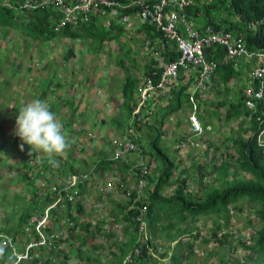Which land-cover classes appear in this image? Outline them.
<instances>
[{"label":"rangeland","instance_id":"374dc122","mask_svg":"<svg viewBox=\"0 0 264 264\" xmlns=\"http://www.w3.org/2000/svg\"><path fill=\"white\" fill-rule=\"evenodd\" d=\"M103 23L104 19H102L101 23L99 22L98 24L100 30L105 29V27L101 26ZM137 26L138 23L136 22L135 27L137 28ZM128 31L129 32L126 38L130 42H127L125 36L121 34L114 41L111 40L109 44L108 41L102 43L100 49L94 48L93 43L90 46L89 42L91 41L89 39H74L72 41H66L61 38H54L50 40L46 46L40 45L39 49L35 51V53L31 45L23 44L24 51L21 50L19 52L20 58L18 60H15L14 58L16 48V43L13 39L14 36H8L9 38H11V40H7V44H4L5 41L0 38V90L2 92V95L7 94L11 97L13 96V98H17L14 100V102H16V105L20 108L24 104L34 99H47L50 103H52H49L51 109H57L62 106V102L56 99L57 97L54 95V93L71 91L73 95L71 103H73V106L71 105V110H69V113H71V119H74V114H76V119L74 120V125H72L71 127H64V131L71 141V147L67 150V152H70L71 156H68L67 158L74 159L73 161L79 160L76 163L79 165L80 169L83 168L82 165H86L87 162H90L92 157L98 158L101 155H96V152L99 149V145L97 144V142L100 143V141L102 140H100L99 138H94V140L93 138L88 139L83 133H81V137L77 136V134L75 133L78 129L77 127L83 128L85 126L88 131L95 132L96 134H101L107 131L110 132L109 136L110 134L113 136L115 135L116 131L118 132L119 129H125L128 125L131 111L130 109H122V107L119 106V103L121 101L119 87L123 83L126 74L134 75L136 77L142 74L144 69L143 65L148 59L147 54L140 55V53L142 52V45H140V39H136L134 36V33H136V31H134V29H130ZM132 32L134 33L132 34ZM129 35L132 36L130 37V39L128 37ZM128 47H130L131 49ZM68 49L72 50L73 55L64 60L63 55ZM49 50H51L52 52H50ZM130 50H134V53L131 54ZM39 51H42V53L40 54L41 60L38 61L39 65L34 68V74H28L25 71L29 63L28 61H32L38 58L39 56H37L36 54ZM119 57H122L124 63V66L122 67L118 64ZM50 59H52V61L48 62L47 64L45 63L46 65L41 64V62H43L44 60L47 61ZM252 64L253 63H249V65ZM51 75L59 79L61 83L60 87H55L57 79H51ZM243 75L244 74L241 75L243 79L240 80L242 86L246 84V77L245 75ZM1 78H5L7 80V84L2 83L3 80ZM231 82L233 83H228L230 87L228 86L227 93L222 92V85H220L218 88H215L214 91L219 90L220 96L224 95V97H227L230 100H233V98L236 99L238 95V89L241 84H239L238 80H232ZM2 84L6 85L5 87H2L3 89L1 88ZM36 85L41 91L46 90V93L40 95L38 91L37 95H33L35 94V89L33 87H35ZM96 90L100 91V93L95 97H91V94L95 93ZM79 92L84 93V95H82L80 98ZM103 97L105 99H102ZM78 99L79 101H77ZM185 102L186 98L184 96H181L179 109L172 112L171 114L167 113V116L161 126L162 136L160 140V148L175 163V168L170 177V180H174L176 177H178V179L184 177L186 180V190L199 195L201 194V186L210 184L211 180L213 179L214 170L211 168V164L213 163L211 159L215 160V163H218L216 159L219 160L221 158L219 156L221 152H232L231 145H229L231 144V141L228 139V134L232 137L234 136L232 135L233 132L231 131L237 127V122L239 119L236 120L235 118H230L227 121L224 117H218V121L215 120L213 122L214 124L210 126V120H214V117L209 115V113L204 112L203 110L199 111V113L201 112L202 115L205 116V124L209 128L204 129L202 138L208 139L210 146H212L213 148L212 151H209L207 154H203L198 150L176 152V150L172 149L173 138L175 134H178L179 136L181 130L187 129L186 124H183V119L185 118L186 111ZM170 103L174 105V100H171ZM69 104L70 103L65 106V110L68 109V107L70 106ZM228 105L229 103L227 102V108ZM226 107H224V109ZM159 110L164 111L165 108H161ZM0 111V119H3L0 121L4 125L0 130V138L3 139V142L0 145V163L8 162L10 167L11 164L15 162V160H13L12 158H18L19 160L23 161L26 157L27 160L29 156H34L36 151L33 149V152H31V154L25 156V153L30 150L29 146L27 144H24L23 150H21L20 145L23 142L18 136L15 135V127H11L5 124V122L9 119L8 116L12 115L13 111H11V109L9 108L5 110L2 106L0 108ZM218 111L222 113L223 108L221 107L220 109H218ZM214 114L219 116L216 111L214 112ZM59 116L61 115L58 114L57 118ZM178 117H180V119H178ZM102 121H105L104 124H102ZM200 121L201 123H203L202 120ZM180 122L181 124H179ZM116 123L119 126H117ZM234 125L236 127H234ZM141 130L142 131L139 134V143L143 154L146 156V159H148V166L150 169L149 174H152V177L154 179V177L157 175L158 169L160 168L159 166H161V163L158 161V159L153 158V156L151 157V155L148 153L150 152L154 155V151L151 150L148 141L151 135L155 133L156 128L153 126L149 128L151 135H147L144 129ZM143 133L145 137L143 136ZM241 134L243 137L247 135L243 132ZM205 136L208 138H206ZM140 137H143L144 139ZM101 144L102 143H100V145ZM100 152H102V150H100ZM42 154L43 153L40 152L37 155L40 156ZM211 154H217V157H213L211 156ZM85 156H87V159H85ZM6 158H9V160ZM231 161H233V159H231ZM79 162H81L82 164H80ZM198 163L202 164L206 169V171L200 178L198 177L200 173V170L197 169ZM5 168L6 164H0L1 173H3V170H5ZM183 170L184 173H182ZM1 173L0 178L3 177V174ZM102 176L103 175H101V177ZM237 176L241 178L250 177L249 174L242 172H238ZM10 181L13 182L14 185ZM127 181L128 183H132L133 178H128ZM5 182L6 181L3 180L0 185L2 184V186H7L8 190H6L5 193V195H7V199H10L12 197L13 192L19 193L24 197L28 196L27 191L24 189V187H22L21 181L15 175H11L7 179V182ZM34 182L37 183L38 181L35 180ZM198 182H200V185L198 184ZM149 183L152 184V182ZM151 186L152 185L148 184V189H151ZM173 188L174 184L166 186L161 191V195L170 196L172 194ZM19 194H16L17 197H21ZM119 198L120 197H117V199L99 198V201L101 203L110 206V218H112V220L109 221L108 224L104 223L105 217L104 219L100 218V214L93 216V212L91 211V209H89V206L91 204L87 202V200H83V211L87 207L88 209L83 212V215L79 217V220L87 222L92 220L95 225H105L102 231L103 236L97 234L96 236L87 239L89 241H93V243H88L87 245L90 251H82L84 255L83 261H81V259L76 256L75 258L73 257L74 253H76L73 250L75 248L71 249L70 251H66L67 253L63 252L64 254L62 255L66 256L65 264H111V262L115 261V254H118V250L114 245V240H123L125 238V236L123 235L122 237L120 233V229L123 225V222L120 219V211L115 212V214L112 213V210H117V208L115 207V203H122V199ZM89 199H93V202L95 201V198L93 196H90L88 200ZM227 208L230 217L228 218L226 223H223V219L220 216L218 218H215L216 220L211 216H206L198 217L193 221H190L189 217H187L186 220L178 221L173 216L167 217L166 212H162L159 218V224L156 225L157 229L153 234V238L154 241H156L159 245L162 244V246H164V248L162 249H164V251H166L167 253L166 257H164L166 263H170L168 256L174 251L178 255L182 254L183 256H186L185 259H183V256L181 257V259L184 260L181 264H222L225 259H229V262L232 264H240L243 256L247 254V250L240 247L239 242L237 243L236 241L242 240L245 236V232L250 234V236L254 235V231L259 226V222L256 216L253 214L254 206L252 204H249L244 198L235 202L233 206H231V204L228 205ZM238 208H240V210H238ZM12 209L14 210L13 207ZM172 210H175L174 206H172ZM74 211H76V209H74ZM17 213L18 207L16 208V211H14L13 215ZM9 219L10 222L14 223V216ZM247 219L249 221H247ZM167 221L172 222L173 226L167 227ZM55 224L56 222L53 221L52 227ZM89 224L91 225V223ZM49 225L51 226L50 222ZM117 225H119L120 228L117 227ZM161 226H163V230L159 231L158 228ZM177 227H189L192 230L191 234L198 232L199 236L195 239H192L190 234H186L178 239V237L176 236ZM57 229L64 235H67L69 233V229L65 228V224L59 225ZM225 229H228L233 234L232 237L235 238L229 240V242L224 243L223 245H219L215 237L219 238L220 232ZM237 231H239L240 233H237ZM167 232L172 234L175 239L179 240L180 244L175 250L173 248V242H170L166 237ZM211 232H213L212 236L210 235ZM70 233L72 234L74 232ZM156 235H158V237ZM17 237V242L22 245L24 236L17 235ZM186 241H192L193 243V249L190 252L184 245ZM73 244L76 245L74 241ZM93 244L94 246L98 245V247H92ZM65 248L67 249V246H65ZM211 252H213L212 255L210 254ZM85 256H88V259ZM53 264L56 263L54 262ZM259 264H264V262H261Z\"/></svg>","mask_w":264,"mask_h":264},{"label":"trees","instance_id":"16d2710c","mask_svg":"<svg viewBox=\"0 0 264 264\" xmlns=\"http://www.w3.org/2000/svg\"><path fill=\"white\" fill-rule=\"evenodd\" d=\"M22 1L23 0H8V7L0 6V38L5 41L4 44H7L6 41L11 40V38H9L8 36H14L13 39L16 43L14 56L15 60H18L20 58L19 52L21 50L24 51L23 44H31V46L33 45V51L35 53V51L39 49L40 45L46 46L47 43L54 38H61L66 41H72L74 39H89L91 41L90 46L93 43L94 48L100 49L102 43L109 41V39L112 40L118 38L123 32L121 25L113 23L112 19L109 20L107 28H105L104 30H100L99 26H94V24L92 23V20L96 15L89 16L88 20L84 23H81L80 26L72 27L70 25H66L59 32H54L52 30V26L55 23L54 20H56L58 17V12L52 6V4L47 3L45 5H42L41 7L32 9L30 7L21 6ZM68 1L69 0H63V2ZM118 1L127 3L129 0ZM185 10L186 14L192 19L193 26L196 29L201 30L203 26L209 25L214 28H224L232 32V34L234 35L240 33L243 43L248 50L264 51V25H259V27H257L253 32L246 29L250 22H254L264 16V0H192V4L187 6ZM133 13L134 9H124L119 12V15L129 14L130 16H132ZM130 29H134V31H136V33L132 32V34L134 33L136 39H140V45H142L141 48L144 47L146 43H149L152 38L161 36L157 31H154L153 26L149 23H141L137 28L132 25V27L128 30ZM128 30L127 34L129 32ZM11 32L14 34H12ZM131 35L128 36L129 39L130 37H132ZM165 49L166 48L162 44V55L163 57L167 56L165 60H167V58H175L176 54L170 52V50L169 52H165ZM41 53L42 51H39L36 55L40 56ZM222 53L223 50L220 46H214L211 50L206 52V57H211L218 61V65L215 69V74L219 78L221 85L227 88L225 85L230 79L234 78L235 80H239V77L242 74H244L246 79L249 81L250 77L248 76V74L251 71V66L256 63V59L251 58L247 61L243 60L240 57L234 58L233 60L227 61L223 64L220 63ZM72 55V50L68 49L63 55V59L65 60ZM118 59V64H122L121 59ZM51 61L52 60H47V63ZM28 62V66L25 71L28 74H34V68H36L37 66H35L34 63H31V61ZM234 62H236L237 66H234ZM249 63L253 64L249 65ZM52 78L57 79L55 87H60L61 83L59 79L53 76ZM1 79L3 80L2 83L7 84V80L5 78ZM250 81L252 82L254 87L260 84L262 85V97L261 99H258L256 101V106H254L255 109L252 112V109L254 107L252 109H249L245 106V97L243 92L245 86L241 85L239 87L238 95L235 99V104L229 103L228 108L224 113L225 120H229L230 118L242 117L237 128L238 131L235 133L233 138L231 137V144L229 145H231L232 152H221V154L219 155L221 158L219 160L216 159L218 163H215V160L211 159V161L213 162L211 164V168L214 170L213 179L211 180L210 184L201 186V194L199 195L186 190V180L184 177L179 179L178 177H176L174 180H170V177L175 168V163L160 148V128L163 124V118L167 116V113L174 112L178 109L183 87H180L173 93L171 100H174V105L170 103V100L167 105L161 106V108H165L164 111L156 110L151 114L152 117L148 114V117L151 118L154 122V124L151 126L156 128L155 133L149 138V146L151 150L154 151L155 156L153 155V153L149 152V154L151 155V157L153 156V158H157L161 163V166H159L160 168L158 169L157 175L154 177V179L152 176L148 177V181H151L153 184L151 186V189L147 192L148 204L145 215L147 220V229L152 237L154 236L153 234L157 229L156 225L159 224V218L162 212H166L167 217L173 216L178 221L186 220L187 217L190 218V221H193L198 217L211 216L213 219H215L220 216L223 219V223H226L228 218L230 217L227 206L230 204L231 206H233L235 202L244 198L249 204H252L254 206L253 214L258 220L259 226L254 231V235L250 236V234L245 232L244 238L242 240L236 241L237 243L239 242L240 247L247 250V254L243 256L240 264H259L261 262H264V157L261 156L260 150L255 143V137L257 133L261 130L262 126H264V75L260 82L252 79H250ZM135 85L136 79H134L133 76L126 74L125 79L119 89L121 97L120 106L122 107V109H130L129 104L132 100L133 89ZM3 86L5 87L6 85L2 84L1 88ZM33 88L35 89V94L33 95H37L38 87L35 86ZM39 92L40 95H43L46 93V90H39ZM12 98L13 96L11 97L7 94L2 95V92L0 90V106L7 105V107L10 108L11 111L16 112L17 114L20 107L16 105V102H14V100L17 98L14 97L13 100ZM220 102L221 100L217 101V108L219 107V105H223H221ZM62 105H65V103H63ZM64 108L65 107L62 106L61 109L65 110ZM4 109L6 110V108ZM51 110H53V108ZM69 110H71V106H69L65 111L69 113ZM0 120L3 119L1 118ZM5 124L13 127L15 125L14 117L12 118V120H7ZM3 126L4 125L0 121V130L1 128H3ZM150 127L148 126V128ZM248 131L249 133H246ZM242 132L247 135L245 137L241 136ZM204 153L207 154L208 150H205ZM67 155H69V152L67 153ZM211 156L217 157V154ZM231 159H233V161H231ZM62 161L63 163H66V159H62ZM118 163L119 162L109 161L107 165L110 167L109 169H111V165L115 164L116 167L120 170L122 163ZM11 169L15 170V173L16 171H18L16 166ZM67 169L70 170L72 169V167L69 166ZM197 169L200 170L198 176L200 178L206 171V169L202 164L199 163L197 164ZM238 172L247 173L250 175V177L241 178L237 176ZM182 173H184V170ZM20 177L23 181H27L30 193L36 191L35 187H33L32 180H30V176L28 178L25 174H21ZM170 184H174L172 194L170 196H162L161 191ZM198 184L200 185V182H198ZM2 187H0V191L4 193L5 189H3ZM21 200L22 199L14 196L12 197V200L10 199L7 201L4 194L0 197V205L2 204L1 206L5 210H7V207L9 206L10 208H14V210L10 211L8 215L4 216V224H7L6 226H4V230L14 236L20 234V227L22 222H24L27 219L28 215H30V212L32 214L36 208L34 202H32V206L31 203L28 205V202L26 203L24 202V200ZM9 201L10 204L8 203ZM77 201L75 200L74 206L68 205V207L70 210L77 207V213H80L81 206ZM129 202V200H125L123 204L117 206L121 208V211H124L121 212L122 216L120 217V219L123 222L122 233L125 236V241L123 243L114 242V245L119 250V254L124 253L125 248L133 245L135 240L134 220L132 219L135 210L129 209L126 211L125 209ZM18 204L20 206L19 211L17 215H15V222L12 223L9 220V215L16 211ZM172 206L175 207V210H172ZM238 210H240V208H238ZM20 214L23 215L22 219ZM77 217V215H71L68 212L66 220H64L62 224H65V228L69 229V233L63 238H61L63 236V233H61L58 229H55V231L59 234L56 239L53 238L54 242L52 243V246L48 248L49 255H45L46 262L43 261V264H46L47 262V264H53L54 262L56 264H65L66 256L62 254H64L63 252L70 251L73 248H75L73 250L74 252H76L74 253L73 257L75 258L76 256L81 259V261L84 260L82 251L85 252L86 250L85 247L88 245L87 239L92 238L97 234L102 235V233L98 226H94L92 228L89 223L77 221ZM23 218L25 219L23 220ZM56 219H58L57 216H55L54 221L59 222V220ZM247 221L249 220L247 219ZM166 224L167 227L173 226V223L170 221H167ZM87 225L88 227H86ZM14 226L15 228L13 229ZM163 226L159 227L158 230H163ZM11 228L13 231L11 230ZM46 230L50 231V228H46ZM70 232L74 233L71 234ZM176 233L178 234H176L178 239L186 234H190L192 239H195L199 236L198 232L191 234L192 230L189 227H177ZM237 233L240 232L237 231ZM78 234H80L81 236ZM210 235L212 236L213 232H211ZM232 235L233 234L228 229H225L220 232L219 238H215L218 241L219 245H223L224 243L229 242V240L235 238L232 237ZM166 237L170 242H173V248L175 250L180 244L179 240L175 239V237H173L169 232H167ZM61 241L65 243L67 249L65 248V250H56V248L54 247L57 246ZM73 241L76 243V245L73 244ZM184 245L187 247L189 252L192 251V241H186ZM151 246L155 248V244L151 243ZM94 247H98V245H95ZM45 248L46 247L44 246L39 247L40 250ZM210 254L212 255L213 252H211ZM182 256V254L178 255L173 251L169 257L170 264H179L182 261ZM85 257H87L88 259V256ZM185 258L186 256L184 255L183 259ZM32 262V264H36L35 259H33ZM118 262L119 259L115 258V261L111 262V264H117ZM146 263H148V261L144 260L141 261L140 264ZM0 264H3V257H0ZM222 264L232 263L229 262V259H225Z\"/></svg>","mask_w":264,"mask_h":264},{"label":"built area","instance_id":"2783aa9c","mask_svg":"<svg viewBox=\"0 0 264 264\" xmlns=\"http://www.w3.org/2000/svg\"><path fill=\"white\" fill-rule=\"evenodd\" d=\"M47 3L52 4L59 15L52 27L54 31H59L66 25H80L86 22L91 15L102 16L107 14L115 23L121 24L126 32L136 22L138 25L141 23L151 24L154 31H157L161 35L156 38L164 45L165 51L169 52L170 50L176 54L175 58H168V61L159 60L157 68L161 69V77L156 85H153L151 80L147 79L138 90L139 99L135 109L132 111V114L135 116L132 119L134 123L143 119L141 107L150 98V94L159 95L164 93L171 81L173 82L177 78H181L183 82H191V92L204 87V83L207 82L216 67V61L211 57H206V52L214 46H220L223 50L221 63L224 64L229 60L240 57L243 59L255 58L257 63L251 69L248 76L250 79L260 82L264 75V51L248 50L243 43L240 33L234 35L224 28H214L209 25L203 26L201 30L193 26L192 19L185 12L186 7L192 4V0H129L127 3L119 2L118 0H69L68 2H63V0H23L22 6L33 9ZM124 9H134L133 15H119V12ZM261 22H264V17L262 20L250 22V28L258 26ZM108 24L109 20L106 19L104 26ZM142 50L146 51L148 47L145 45L142 47ZM156 52L159 51L157 50ZM156 52L153 54L157 55ZM178 72H180V76H178ZM244 96L247 99L246 104L251 107L253 103L250 98H261V87L254 92L246 89ZM189 98L191 100V97ZM187 121L188 130L180 136L173 145V148L177 151L194 148L203 152L207 147V142L199 138L202 128L193 111L188 116ZM133 129L134 127L131 126L126 130L125 137H115L112 140L113 159L121 158L131 152L137 155L141 153L140 148L131 140V137L135 136ZM263 130L264 127L261 128L255 139L262 157H264ZM133 167L138 169L139 176L135 177L133 185L124 188V190L126 197H130L132 200V204L137 203L140 199L142 202L134 217L137 223V245L123 256L120 264H134L133 256L144 257V252L147 254L145 255L148 259L147 264H167L165 258H160L158 255L162 251L161 247L156 246L154 251L147 243L150 238L147 234L145 221L147 204L144 198L147 194L143 192V188L146 184L144 176L148 171V167L141 160L137 161ZM52 174L54 180H57V175L54 171H52ZM85 177V174L76 175L70 173L64 179L65 187L58 189L54 185L49 187L51 191L56 192L57 196L50 204L36 210L23 224V231L28 240L24 242L21 250L16 249L14 240L9 235L0 233V246L9 248V254H7V259L10 261L9 264H16L21 260L28 261L32 258L38 259V247L52 246V239L56 238L58 233L52 229L50 231L46 230L48 228V220L50 219V210L57 209L60 200L64 197L72 200L75 191L63 192V189L66 188L67 190L76 181ZM108 183L111 182L109 181ZM100 190L102 189L100 188ZM39 195H42V192ZM95 207L97 208V205ZM55 248L56 250H63L64 243L60 242ZM151 258L153 259L150 260ZM37 263L39 264L40 261L38 260Z\"/></svg>","mask_w":264,"mask_h":264},{"label":"clouds","instance_id":"9594fccd","mask_svg":"<svg viewBox=\"0 0 264 264\" xmlns=\"http://www.w3.org/2000/svg\"><path fill=\"white\" fill-rule=\"evenodd\" d=\"M0 6L8 7L9 6L8 0H0ZM21 6H22V3H21ZM263 17L264 16H262L258 20H262ZM57 19H58V17H57ZM102 19H104V21H105L106 19L110 20L112 18L108 17L107 14H104L102 16H95L94 19L92 20V23L94 24V26H99L98 24H99V22L101 23ZM56 20H54V22H56ZM113 23H115V22L113 21ZM116 24H118V23H116ZM249 24H248V27L246 29L253 32L256 30L257 27H259V25H264V22H261L258 26H255L254 28H250ZM119 25H121V24H119ZM133 25L135 26L136 23ZM77 26H80V25H77ZM77 26H72V27H77ZM101 26L107 28L108 25L104 26V23H103ZM121 27H122V25H121ZM52 30H53V28H52ZM59 31H54V32H59ZM122 34L126 38L127 32L124 31V29H123ZM112 40H115V39H112ZM126 40H127V42H130L127 38H126ZM110 42H111V40L108 41V44ZM89 45H90V42H89ZM145 45L148 47V50L143 51L141 48L142 52L140 51L141 52L140 55H142V54L148 55V59L143 65L144 66L143 73L137 77L129 74L130 76H133L134 79H136V85L133 89L132 100L129 104L131 112H130L128 125L122 131L121 130H119L118 132L116 131L115 135H113V136L111 134L109 136V132L105 131L103 136L106 135V140H105L104 147L102 148V151H106V153L108 155L101 154L99 156V158L93 157L96 163L101 159H106L107 162H109V161L124 162L125 164L127 162H131V164L129 166V172H134V171L138 170L137 168H135L133 166L139 160L143 161V163L146 164V166L148 167V171H149L148 159L143 160V156H142L143 151L141 150V146L139 143L140 142L139 134L141 133V129H144V130H147V132H149V134L151 135L148 126L153 125L154 122L148 116L149 115L151 116L152 113H154L156 110H159L161 108V106L167 105V103L171 100L173 93L176 90H178L180 87H183L182 96H184L186 98V102H185L186 111H185V118L183 120L187 126V129H183L182 134L188 130L187 118L191 114V112L193 111L194 114L196 115L200 125H201V128H202V131L199 135V138L203 139L202 138L203 131L205 128L207 129L208 127L205 126L204 124L202 125V123L199 120V115L201 112L199 113L200 106L198 105V101L200 99L201 92H203L206 88V84L208 83L210 78L213 76V74H215V70H214V72L209 76L207 82L204 83V87L197 89L194 92H191V89H192L191 82H189V83L183 82L181 78H177L173 82L171 81V83L168 84L167 89L165 90L164 93L159 94V95L150 94V96H149L150 98H148L145 101V104L141 107V110L143 111V119L140 121H137V123H134V121L132 119L135 116L132 114V111L135 109L137 102H138V99H139L138 90L144 85V83L146 82L147 79L151 80V83L153 85H156L159 82L160 77H161V69L157 68V64H158L159 60H161V59L165 60V57H163V55H162V51H163L162 50V43L159 42L156 37L152 38V40H150L149 43H146ZM128 48H130V47H128ZM157 50L159 52H156ZM130 51H131V54L134 53V50H130ZM154 52H156L157 55H154L153 54ZM222 55H223V53H222ZM119 58L122 61V64H119V65H121V67H122V66H124V63H123L122 57H119ZM212 59H214V58H212ZM40 60H41V58H36L35 60H32L31 63H34L35 66H38L39 65L38 61H40ZM168 60L169 59L167 58V60H165V61H168ZM214 60L216 61V67H217L218 61L216 59H214ZM243 60L248 61L249 59H243ZM44 61L41 62L42 65L45 63ZM229 61H231V60H229ZM118 62H119V59H118ZM220 63H221V60H220ZM256 63H257V61H256ZM256 63H254L251 66V69L254 68ZM233 64H234V66H237L236 62H234ZM147 65H148V67H147ZM216 67H215V69H216ZM180 75H181L180 72H178V76H180ZM51 79H52V76H51ZM124 79H125V77H124ZM260 87H261V97H262V90H263L262 85H257V88L253 89L252 91L253 92L257 91L258 88H260ZM119 89H120V87H119ZM39 90L40 89L38 88V91ZM95 93H92L91 97L97 96V94H99L100 91L96 90ZM119 93H120V90H119ZM54 95L57 97L56 99L58 101L62 102V104L65 103V105H62V106L65 107L68 103H70L69 104L70 106L71 105L73 106V103H71V101L73 99V95H72L71 91H68V92L62 91L60 93H54ZM79 95H80L79 96V98H80L82 95H84V93L79 92ZM189 97H191V100ZM102 99H105V98L103 97ZM258 99H261V98H255V97L250 98L251 102L253 103V105L250 107L249 105L246 104L247 99L245 98V106H247L249 108H253ZM77 101H79V99ZM49 103L50 102L47 99H45V100L44 99L43 100L34 99V100L24 104L19 109L17 114H16V112H13L12 115L8 116L9 117L8 120H12V118L14 117L15 125L13 127H15V135L18 136L20 138V140L23 142L20 145V149L23 150L24 144H27L30 148V150L25 153V156H28L29 154H31V152H33L32 151L33 149L36 152H35L34 156H29L27 160H26V157H25V160H23V161L19 160L18 158H12L13 160H15V162H13L10 167H9L8 162H1L0 163L1 165L6 164V168H5V170H3V173H1V174H3V177L0 178V183L3 180H5L7 182V179L11 175H15L21 181L22 187H24V189L27 191L28 196L24 197V196H21L19 193L13 192L12 197L13 196L17 197L16 194H19L21 197H18V198L24 200V202H28V203L34 202L35 206H37L35 208V211H34V213H35L36 210L44 208L46 205L50 204L56 198L57 194H56V192H53L49 189L50 186L54 185L56 187V189H58L60 187H65L64 186V184H65L64 179L68 174H70V173H73L76 175L85 174L86 177L84 179H80V180L76 181L67 190H66V188L63 189V192L75 191V194H73L72 200H68L67 198L64 197L60 200L57 209H51L50 210V219L48 220L47 225H48V228H50L54 231H55V229L58 228L59 225L62 224V222L64 220H66L68 212L70 214L73 213L71 215H77L78 220H79V217H81L83 215V214L75 213L74 208H72L70 210L68 207V205L74 206L75 200L76 201L78 200L77 202H79V200L81 198V193L79 190H81V189L84 191L85 189L89 188L92 191V196L95 198V201L93 202V199H92V202H91L92 209H93V211H92L93 216L100 214V218L104 219V217H105L104 223H107V224L109 221L112 220V218H110L111 217L110 206L101 203L99 201V198H101V199H103V198L117 199V197H120L119 199H122V203H124L125 200H129L130 202L126 206L125 209L126 210L134 209L135 210L134 214L132 216V219L134 220L135 240H134L133 245L126 247L124 253L120 254L121 258L119 259V262H118V264H120L123 256L129 250L133 249V247H135L137 245V242H136L137 223H136L134 217L137 214L138 208L142 204V202L140 199L137 203L132 204V200L130 199V197H126L125 190H124V188L131 186L135 183V177L136 176L135 175H134L135 177L132 176L133 182L131 184H127V182H126L127 180L120 179L114 173L109 172L108 175H103L101 177V174H99L100 170H98L96 167H94L95 164H92L88 169H84V168L80 169L79 165L75 164L79 160L73 161V159H68L67 157L71 156L70 152H69V155L67 156V153H68L67 150L71 147V141L69 140L66 132L64 131V127H71L72 125H74V120L76 119L75 118L76 114H74V119H71V113H67L65 110L61 109L62 106H60L57 109H53V111H52ZM120 103H121V101H120ZM120 103H119V106H120ZM50 104H52V103H50ZM193 105H194V107H193ZM2 107L8 109L7 105H4ZM179 107H180V105H179ZM179 107H178V109H179ZM0 108H1V106H0ZM177 110H175V111H177ZM65 113H66V116H65ZM171 113H169V114H171ZM58 114H60L61 116H59L57 118ZM165 118H166V116L163 118V122H164ZM59 119H61L62 121ZM131 126L134 127L133 130L135 132V136L131 137V140L140 148L141 153L139 155H137L134 152H131L127 155H124L121 158L113 159L112 158V147H111L112 140L115 137H122V136L125 137L126 130L129 129ZM263 127L264 126H262V128ZM77 128L78 129L75 132L77 134V136L81 137V133H83V134H85L86 138H88V139L93 138V140H94V138L100 137L95 132L88 131L85 126L83 128H81V127H77ZM160 130H161V128H160ZM263 134H264V132H263ZM161 136H162V130H161V134H160V140H161ZM179 138L180 137H176L175 140L173 138V141H172L173 142V144H172L173 150H176L173 148V145L177 142V140ZM255 139H256V137H255ZM203 140L205 142H207V147H210L207 139H203ZM2 142H3V139L0 138V145L2 144ZM207 147L203 150V152L205 150H209V148H207ZM187 150L191 151V150H195V149L194 148H187L184 151H177L176 150V152H187ZM40 152H42L43 154L38 156L37 154ZM203 152H201V153H203ZM3 154H4V152H3ZM62 158H63V160L66 159V163H63ZM6 159L9 160V158H6ZM85 159H87V156H85ZM79 163L82 164L81 162H79ZM15 166L17 167V170H18V171H16V173H15V170L11 169V168H14ZM69 166H71L72 169L68 170L67 168ZM52 171H54L55 174L57 175V178H56L57 180H54V176L52 174ZM148 171H147V173H148ZM21 174H25L26 177H28V178L30 176V180H32L33 187H35V190H36L35 192L30 193V190L28 189L27 181L22 180V178L20 177ZM146 174H145V176H146ZM35 180H37L38 182L35 183L34 182ZM109 181L111 183H108ZM107 184H109V186H107ZM0 187H2V185H0ZM2 188H4L5 190H4V193L2 191H0V197L3 194L5 195L6 190H8L6 185H4ZM100 188L102 190H100ZM148 190H150V189H148V184H145V186L143 188V192L147 194ZM41 192H42V195H39V193H41ZM10 199H7V197H6L7 201ZM144 200L146 201V204H148L147 203V195L144 198ZM8 203L10 204V202H8ZM122 203H115V205L116 204H122ZM96 205H97V208L95 207ZM17 207L19 209V207H20L19 204L17 205ZM11 210H12V208H10V206L7 207V210H4L2 208V206L0 205V233L9 235L14 240L16 249L21 250L24 242L26 240H28V237H26V235L24 234V231H23V224L26 222V220L29 218V216L34 214V213L28 215L27 219L24 222H22V224H21L20 234H18V235L19 236L23 235L24 240L22 242V245H20V243L17 242V240H16V238H18L17 235L13 236L4 230L5 229L4 226L7 225L6 223L4 224V216L7 215L8 213H10ZM117 211H120V213L124 212V211H121V208H117V210L116 209L112 210V213L115 214V212H117ZM13 214L9 215V218H11L12 216L15 217L16 214L15 215H13ZM55 216H57L59 222L54 221ZM121 216H122V213H121ZM53 221L56 222V224L52 227ZM145 221H146L147 234L150 237L148 239L147 243L150 245V248L155 251V248H153L151 246V243L155 244V247L160 246L161 249L164 248V246H162V244L159 245L156 241H154V238L148 232L146 215H145ZM49 222L51 224V227L49 225ZM80 222L91 223L92 228L94 226H98V225H95L92 220L88 221V222L87 221H80ZM98 227L100 228V231L102 233L105 225L98 226ZM117 227L120 228L119 225H117ZM120 231H121V235H122L123 225H122V228L120 229ZM109 235H113V234H109ZM64 236L65 235L63 234V236L61 238H63ZM124 241H125V239L114 240V242H120V243H123ZM61 243H64V242L61 241ZM48 248L49 247H46L45 249L40 250L38 247L37 248V251L39 253L38 259L32 258L28 261L21 260V261H18L16 264H32L33 259L36 260V264H38L37 263L38 260L40 261L39 264H43V261L45 259V255L48 254ZM116 249L118 250L117 247H116ZM141 249L145 250L146 248H141ZM63 250H65V243H64V249ZM118 252H119V250H118ZM7 254H9V248L0 246V257H3V264H9V262H10L7 259ZM166 254H167L166 251H164V249H162V251L158 255L160 258H162V257H166ZM143 255H144V257L133 256L134 264H140L141 261H144V260L148 261L147 257L145 256L147 254H145V252H144ZM170 255L171 254H169V256H168L169 260H170V258H169ZM152 259L153 258H151L150 260H152ZM153 261H155V260H153Z\"/></svg>","mask_w":264,"mask_h":264},{"label":"crops","instance_id":"0c3cea01","mask_svg":"<svg viewBox=\"0 0 264 264\" xmlns=\"http://www.w3.org/2000/svg\"><path fill=\"white\" fill-rule=\"evenodd\" d=\"M244 76V75H243ZM240 79L238 80L239 81V84H241L242 85V83H241V79H243L241 76L239 77ZM232 80H235L234 78H232V79H230L227 83H226V87L227 88H225L224 86H223V90H222V92L223 93H227V91H228V83L230 82V83H233V82H231ZM237 80V79H236ZM245 82H246V84L244 85L245 87H244V91L246 90V89H250V90H253V89H256L257 88V86H253V84H252V82L250 81V79H249V81L247 80V79H245ZM221 85V82H220V80H219V78L216 76V74H213V76L210 78V80L208 81V83L206 84V88H205V90L203 91V92H201V96H200V99H199V101H198V105L200 106V111L201 110H203L204 112H206V113H209V115H211L212 117H214V120H210V126L212 125V124H214L213 122L215 121V120H217L218 121V117H224V113H225V111H226V109H227V107H226V105H227V102L228 103H233V104H235V102H236V100L233 98V100H230L229 98H227V97H224V95H222V96H220L219 95V90H215L214 91V89L215 88H218L219 86ZM230 87V86H229ZM239 90V89H238ZM219 100H221V102H220V104L222 105V106H220L219 105V107L217 108V105H216V103H217V101H219ZM254 106H256V104L254 105ZM223 108V112L222 113H220L219 111H218V109H220V108ZM224 107H226L225 109H224ZM246 108H249V107H247L246 106ZM249 109H252V108H249ZM254 109H255V107L252 109V112L254 111ZM217 112L218 113V115L219 116H217L216 114H214V112ZM223 114V115H222ZM117 119V118H116ZM178 119H180V117H178ZM236 120L237 119H239L238 120V122H237V127L234 125V127H236L234 130H232L231 132H233L232 133V135H235V133L238 131V125H239V122L241 121V119H242V117H238V118H235ZM199 120H202V125L204 124L205 126H207L206 124H205V116L204 115H202V113H200V115H199ZM228 121V120H227ZM118 122V121H117ZM201 122V121H200ZM246 122H247V119H246ZM179 124H181V122L179 123ZM178 124V125H179ZM183 124H185V123H183ZM235 124V123H234ZM116 125L118 126V124L116 123ZM209 126V127H210ZM245 126H246V123H245ZM119 130H123V129H119ZM144 131H146V133H147V135L149 134V132H147V130H144ZM182 131L183 130H181L180 132V134H179V136H178V134L176 135L175 134V136H174V140H175V138L176 137H180L181 136V134H182ZM229 131H230V129H229ZM213 132V131H212ZM231 132H229V133H231ZM246 133H249V131L248 132H246ZM102 134H104V132L103 133H101V134H98L100 137H99V139L100 140H102V141H100V143H102L101 145H100V143L99 142H97V144L99 145V149L97 150V152H96V155H98V154H105V155H108L107 153H106V151H102V152H100V150H102V148L104 147V144H105V140H106V137L105 136H103ZM241 136H242V134H241ZM206 137V136H205ZM231 135H229L228 134V139L231 141ZM206 138H208V137H206ZM233 138V137H232ZM93 141V140H92ZM207 141H208V139H207ZM209 143V142H208ZM209 146H210V144H209ZM212 146H210L209 147V150H208V152L209 151H212ZM149 153V152H148ZM203 154H205L204 152H203ZM211 155H213V154H211ZM142 156H143V160L144 159H146V156L142 153ZM103 157V156H102ZM155 159H157V158H155ZM107 160L106 159H101V160H99V163H97L96 164V162H94V158L92 157L91 158V161L90 162H87V164L86 165H82L83 166V168L84 169H88L92 164H95V166L94 167H96L98 170H100L99 171V174H101V175H108L109 174V172L110 173H114L115 175H117V177H119L120 179H122V180H128V178H133L132 176H136V177H138L139 176V173L137 172V171H134V172H129V166H130V164H131V162L129 163V162H127L126 164L124 163V162H120V163H118V164H121L122 166H121V169L119 170L117 167H116V165L115 164H113V165H111V169H109V167H108V165H107ZM104 165V166H103ZM86 167V168H85ZM88 167V168H87ZM103 169V170H102ZM102 171V172H101ZM149 171H150V169H149ZM149 171H148V173L146 174V176L144 177L145 178V180H146V184H150V185H152L151 183H149V182H151V181H148V177L149 176H153L152 174H149ZM134 176V177H135ZM127 183H128V181H126ZM128 184H131V183H128ZM80 191V193H81V198H80V200H79V205L81 206V211H80V213L79 214H83V208H82V202H83V200H87V202H89L90 204H91V202H92V199H89L88 200V198H90V196H92V191L88 188V189H85L84 191L81 189V190H79ZM123 204V203H122ZM118 205H120V204H116L115 205V207L116 208H120V207H117ZM76 209V211H75V213H77V207L75 208ZM86 209H88V207L86 208ZM85 209V210H86ZM89 209H91V211H93V209H92V204L89 206ZM85 210H84V212H85ZM78 220V219H77ZM79 221V220H78ZM122 231V230H121ZM121 231H120V233H121ZM103 236V235H102ZM122 236H123V233H122ZM125 239V238H124ZM88 243H93V241H89L88 240ZM92 247H94V244H93V246ZM87 251H90L89 249H88V246L86 247V250H85V252H87ZM115 256H116V258H118V259H120L121 258V255L119 254V252H118V254L116 255L115 254ZM118 256V257H117ZM184 260H182L179 264H181L182 262H183ZM118 264V263H117Z\"/></svg>","mask_w":264,"mask_h":264},{"label":"bare ground","instance_id":"6f19581e","mask_svg":"<svg viewBox=\"0 0 264 264\" xmlns=\"http://www.w3.org/2000/svg\"><path fill=\"white\" fill-rule=\"evenodd\" d=\"M112 34H114V33H112ZM112 34H111V35H112ZM113 36H115V35H113ZM116 36H118V35H116ZM116 39H117V38H116ZM109 40H110V39H109ZM113 41H114V40H113ZM30 45H31V44H30ZM50 47H51V46H50ZM32 48H33V45H32ZM36 49H37V48H36ZM49 51L52 52L51 50H49ZM49 51H48V52H49ZM170 52H172V51H170ZM163 53H164V52H163ZM51 56H52V55H51ZM44 57H45V56H44ZM166 57H167V56H166ZM166 57H165V58H166ZM39 58H40V56H39ZM43 59H44V58H43ZM50 60H52V59H50ZM48 61H49V60H48ZM144 61H145V60H144ZM131 63H132V62H131ZM44 64H45V63H44ZM46 64H47V61H46ZM46 64H45V65H46ZM142 64H143V63H142ZM45 65H44V66H45ZM50 65H51V64H50ZM147 67H148V66H147ZM139 70H140V69H139ZM69 71H71V70H69ZM107 81H108V80H107ZM109 82H110V81H109ZM101 120H102V119H101ZM102 122H103V121H102ZM104 122H105V121H104ZM104 122H103L102 124H104ZM82 124H83V123H82ZM95 124H96V123H95ZM118 126H119V125H118ZM149 127H150V126H149ZM110 129H111V128H110ZM106 130H107V129H106ZM110 131H111V130H110ZM141 131H142V130H141ZM109 133H110V132H109ZM102 135H103V134H102ZM143 136H144V133H143ZM105 137H106V136H105ZM144 137H145V136H144ZM140 138H143V137H140ZM143 139H144V138H143ZM148 142H149V141H148ZM142 146H143V145H142ZM144 146H145V145H144ZM147 146H148V145H147ZM67 156H68V155H67ZM98 158H99V157H98ZM62 159H63V158H62ZM73 160H74V159H73ZM94 162H95V160H94ZM113 162H114V161H113ZM97 163H99V161H98ZM97 163H96V164H97ZM119 163H120V162H119ZM129 163H130V162H129ZM76 164H77V163H76ZM112 165H113V164H112ZM103 166H104V165H103ZM108 167H109V166H108ZM109 168H110V167H109ZM102 170H103V169H102ZM101 172H102V171H101ZM0 173H1V172H0ZM179 177H180V176H179ZM8 181H9V180H8ZM10 182H11V181H10ZM153 182H154V181H153ZM5 183H6V182H5ZM11 183H13V182H11ZM1 185H2V184H1ZM13 185H14V183H13ZM15 187H16V186H15ZM3 189H4V188H3ZM15 190H16V189H15ZM12 192H13V191H12ZM7 194H8V192H7ZM2 196H3V195H2ZM6 196H7V195H6ZM13 197H14V196H13ZM11 200H12V198H11ZM4 201H5V200H4ZM21 201H23V200H21ZM6 202H7V201H6ZM9 202H10V201H9ZM0 203H1V201H0ZM13 203H14V202H13ZM26 203H27V202H26ZM29 204H30V203H28V205H29ZM1 205H2V204H1ZM31 205H32V203H31ZM11 206H12V205H11ZM23 206H24V205H23ZM32 206H33V205H32ZM27 207H28V206H27ZM36 207H37V206H36ZM123 207H124V206H123ZM2 208H3V207H2ZM25 208H26V207H25ZM3 209H4V208H3ZM20 209H21V208H20ZM30 209H32V208H30ZM30 209H29V210H30ZM4 210H5V209H4ZM12 210H13V209H12ZM22 210H23V209H22ZM33 210H34V209H33ZM18 211H19V209H18ZM126 211H127V210H126ZM78 212H79V211H78ZM83 212H84V211H83ZM87 212H88V211H87ZM89 212H91V211H89ZM15 213H16V212H15ZM33 213H34V212H33ZM12 214H13V213H12ZM24 214H25V213H24ZM30 214H31V212H30ZM78 214H79V213H78ZM125 214H126V213H125ZM7 215H8V214H7ZM10 215H11V214H10ZM16 215H17V214H16ZM20 215H21V214H20ZM20 215H19V216H20ZM116 216H117V215H116ZM22 217H23V215H21V219H22ZM126 217H127V216H126ZM127 218H128V217H127ZM5 219H6V218H5ZM24 219H25V218H23V220H24ZM9 220H10V219H9ZM56 220H58V219H56ZM67 221H68V220H67ZM67 221H66V222H67ZM82 221H83V220H82ZM5 222H6V221H5ZM14 222H15V221H14ZM19 222H20V221H19ZM57 222H58V221H57ZM12 223H13V222H12ZM84 223H85V222H84ZM20 224H21V223H20ZM68 224H69V223H68ZM8 225H9V224H8ZM17 225H18V224H17ZM50 227H51V226H50ZM67 227H68V226H67ZM81 227H82V226H81ZM86 227H88V225H87ZM86 227H85V228H86ZM14 228H15V226L13 227V229H14ZM16 228H17V227H16ZM72 228H73V227H72ZM60 229H61V227H60ZM73 229H74V228H73ZM99 229H100V228H99ZM11 230H12V228H11ZM5 231H6V230H5ZM8 231H9V230H8ZM12 231H13V230H12ZM14 231H15V230H14ZM17 231H18V230H17ZM17 231H16V232H17ZM80 231H81V230H80ZM87 231H88V230H87ZM89 231H90V230H89ZM98 232H99V231H98ZM65 233H66V232H65ZM58 234H59V233H58ZM60 235H61V234H60ZM73 235H74V234H73ZM78 235H80V234H78ZM13 236H14V235H13ZM71 236H72V235H71ZM71 236H70V237H71ZM75 236H76V235H75ZM80 236H81V235H80ZM156 236L158 237V235H156ZM72 237H73V236H72ZM83 237H84V236H83ZM17 239H18V238H17ZM20 239H21V238H20ZM55 239H56V238H55ZM22 240H23V239H22ZM52 240H53V239H52ZM60 240H61V239H60ZM66 240H67V239H66ZM53 242H54V241H53ZM58 242H59V241H58ZM58 242H57V243H58ZM55 244H56V243H55ZM72 246H74V245H72ZM55 247H56V246H55ZM55 247H54V248H55ZM42 250H43V249H42ZM51 252H52V251H51ZM57 253H58V252H57ZM60 253H61V252H60ZM65 253H67V252H65ZM48 255H49V254H48ZM56 255H58V254H56ZM56 255H55V256H56ZM50 256H51V255H50ZM60 256H61V255H60ZM49 258H50V257H49ZM46 259H47V258H46ZM62 259H63V258H62ZM47 260H48V259H47ZM57 260H58V259H57ZM44 261H45V259H44ZM60 261H61V260H60ZM45 262H46V261H45ZM58 262H59V261H58ZM47 263H48V262H47ZM47 263H46V264H47ZM49 263H50V262H49Z\"/></svg>","mask_w":264,"mask_h":264}]
</instances>
